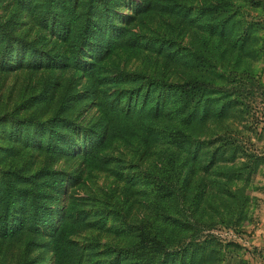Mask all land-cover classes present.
<instances>
[{"label":"trees","instance_id":"obj_1","mask_svg":"<svg viewBox=\"0 0 264 264\" xmlns=\"http://www.w3.org/2000/svg\"><path fill=\"white\" fill-rule=\"evenodd\" d=\"M234 1L239 0L204 1L190 10L183 0H17L21 7L35 12L44 33L55 36L59 44L43 50L46 38L26 43L14 36L8 20L6 25L0 24V69L10 67L5 61L16 57L19 65L78 73L84 81L81 90L65 98L94 99L98 115L90 125L75 124L58 115L41 122L30 117L14 118L7 128L12 138L50 157L75 155L81 161L97 159L99 152L93 150L104 141L129 135L144 142L158 138L167 146L160 166L145 174L147 216L126 224L132 232L128 244L105 245L99 252L92 242L80 247L71 241L76 231L90 225L81 207L87 199L58 205L60 200L67 201L66 186L77 177L67 178L46 164L29 175L17 168L0 171L1 239L24 235L27 246L39 245L49 251V264L219 262L220 242L211 234L199 238L200 232L210 229L216 220L195 215V208L203 197L222 194L231 199L230 217L237 216L239 222L248 199L232 184L248 182L264 163L263 154L240 142L231 129L223 126L225 120L244 112L246 106L240 105L250 94L247 85L260 87L248 69H237L236 64L264 53V35L255 33L263 22L244 15L241 5ZM240 1L247 11H262L259 1ZM122 7H130L132 14L120 20L117 12ZM157 11L186 19L206 33L204 46L191 53L169 50L163 41H157V49H163L165 58L184 59L198 71V78L172 83L136 75L127 80L123 70L115 71L108 63L116 49L139 47L134 40L137 34L129 25L137 16ZM227 50L235 52L229 65L220 62ZM113 87L115 90L108 92ZM165 117L170 121L163 122ZM217 125L223 126L218 133L214 129ZM195 177L187 198L186 183ZM110 207L104 201L101 209L112 211L109 217H115L117 206ZM219 223H224L223 217ZM99 253L102 260L96 259Z\"/></svg>","mask_w":264,"mask_h":264},{"label":"rangeland","instance_id":"obj_2","mask_svg":"<svg viewBox=\"0 0 264 264\" xmlns=\"http://www.w3.org/2000/svg\"><path fill=\"white\" fill-rule=\"evenodd\" d=\"M204 1L213 2L183 0V3L193 10ZM256 1L262 4V11H247L240 0L234 3L241 5L244 15L260 18L263 25L255 33L262 36L264 0ZM117 14L122 20V16L131 15L132 11L130 7H122ZM178 19L177 16L162 11L137 16L129 28L137 34L134 40L138 41L139 47L116 49L109 55L108 63H112L115 71L123 70L127 80L137 78L136 75L158 77L172 83L198 78V71L192 69L184 59L171 61L164 57L163 49H157L158 40L163 41L164 47L178 53L199 51L204 46L206 33L200 27L187 23L186 19ZM8 20L11 21L9 25L14 36L22 38L26 43L46 38L43 50L52 49L55 44H59L55 36L44 33L36 20L35 12H31L25 5L21 7L17 0H0L1 26L6 25ZM223 43L222 41L221 46ZM234 54V51L227 50L220 62L229 65ZM24 58V62H27L28 55ZM6 62L10 67L0 69V171L17 168L29 175L46 164L52 171L62 172L67 178L77 177L71 181L72 184L66 186L67 201L61 203L60 200L58 205L86 198L87 204L81 207L87 212L90 225L76 231L70 240L80 247L87 246L88 242L97 244L99 252L105 245L128 244L132 239V232L126 224L137 223L147 216L145 201L148 197V184L145 174L155 172L160 166L167 145L158 138L152 140V137L146 142L138 136L130 135L113 138L93 150L95 154L99 152L97 159L83 161L75 155L50 157L43 150L29 147L9 134L7 128L14 118L30 117L41 122L58 115L75 124L90 125L97 117L98 109L94 99L81 96L74 100L65 98L66 94L81 90L84 81L78 73L62 69H36L29 67L27 63L19 65L16 57H11ZM236 68L248 69L260 87L255 84H252L253 88L247 85L250 94L240 105L246 106L244 112L239 117L225 120L223 126L231 129L240 142L264 156V53L254 60L241 59ZM125 87L128 88V84ZM113 90L114 87L108 92ZM162 120L170 121L167 117ZM156 125L155 133L158 130ZM218 126L214 128L216 133L223 127ZM195 180L196 177L186 183L187 198L192 193ZM232 187L242 190L248 199L243 208V217L239 222L237 216L234 219L230 217L229 197L225 198L218 193H213L209 198L205 195L201 204L195 208V215L213 217L216 222L210 229L201 231L199 238L211 234L220 242L221 253L217 264H264V163L248 182H236ZM207 199L210 200L206 201ZM104 201L108 202L110 208L116 205L118 215L109 217L112 211L103 212L101 206ZM210 201L211 205H208ZM177 215L175 211L174 217ZM221 217L224 219L223 224L219 223ZM179 232L182 233L181 230ZM27 245L28 238L22 234L14 238H0V264H49L50 253L47 249L39 245ZM101 256L99 253L96 259L99 260Z\"/></svg>","mask_w":264,"mask_h":264}]
</instances>
